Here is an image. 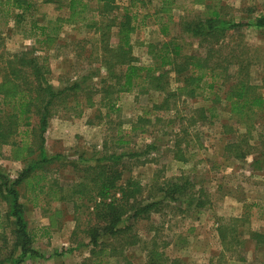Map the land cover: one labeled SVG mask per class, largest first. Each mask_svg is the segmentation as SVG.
<instances>
[{
	"label": "rangeland",
	"instance_id": "obj_1",
	"mask_svg": "<svg viewBox=\"0 0 264 264\" xmlns=\"http://www.w3.org/2000/svg\"><path fill=\"white\" fill-rule=\"evenodd\" d=\"M27 1L32 11L17 22L14 17L17 11L9 10L11 13L7 14L0 0V66L6 54L27 53L48 69L45 79L50 85L63 88L78 82L82 91L77 93L79 108L71 106L72 110L55 113L48 122L44 148L48 157L58 159L47 165V181L39 185L46 184L49 197L41 195L43 200L36 207L20 199L28 229L34 236L32 248L38 255L27 256L22 264H81L88 257L84 230L96 224L92 211L98 200H89L93 192L89 194L88 190L83 195H75L73 202L69 199L78 184L89 188L83 180L82 168L96 165L106 154H125L118 185L135 179L149 188L154 180L162 183L181 177L189 179L193 185L188 193L196 198L201 190L205 195L208 204L203 209L194 207V203L189 206L181 198L178 202H167L168 207L161 213L151 214L147 221L135 223L134 229L142 240L151 239L159 227L157 243H167L163 253L169 260L179 264H264V147L260 141H253L256 137L251 129L254 121L238 125L235 117L219 111L220 119L212 124L197 122L196 109L210 106V101L201 95L195 99L176 98L174 109L145 116L146 109L162 100L161 95L147 90L146 85L143 91L137 88L120 94L116 100L117 111L107 115V110L99 106L102 95L97 91L113 82L102 84L108 75L97 64L102 55L98 49L99 34L85 25L68 24V0ZM130 2L117 0L119 11L115 13L119 18L121 8ZM160 2L153 0L152 5L159 6ZM194 3H198L197 0H177L171 5L168 15L172 24L165 37L153 24V17H147L145 22L149 24L130 37V54L138 65L152 62L148 44L163 43L171 37L183 42L184 53L196 49L197 41L178 31L182 20L205 16V7ZM205 3H217L226 20L232 18L240 24H246L258 13L264 14V0H206ZM36 27L46 28L47 34L56 28L59 30L44 43ZM115 33L114 30L110 35V45L117 41ZM224 45L221 54L231 53L245 60V74L254 84L264 78V39L259 31L238 26L225 37ZM121 70L116 69V73ZM168 81L170 89L177 86L172 75ZM156 117L159 122L155 121ZM31 122L35 126L37 120L32 117ZM222 125L232 130L226 133ZM133 127L139 129L132 131ZM239 135H246L249 154L236 160L229 157L224 148L237 143ZM119 137L128 143L125 146L116 144ZM14 142L15 147L0 148V173L10 180L35 158V155L27 157L17 148L21 146L19 134ZM58 189L63 190L60 196ZM63 195L65 199L61 201ZM4 212L5 204L0 201L2 221ZM11 221H8L9 229L13 227ZM129 222L126 217L118 226ZM221 222L231 224L236 234L233 247L225 251L216 234ZM252 232L260 235L258 242L262 246L251 239ZM236 243L241 244L237 246ZM124 255L131 264H144L140 246H131ZM121 262L117 259L115 264Z\"/></svg>",
	"mask_w": 264,
	"mask_h": 264
},
{
	"label": "trees",
	"instance_id": "obj_2",
	"mask_svg": "<svg viewBox=\"0 0 264 264\" xmlns=\"http://www.w3.org/2000/svg\"><path fill=\"white\" fill-rule=\"evenodd\" d=\"M2 1L1 7L7 14L11 13L10 11L12 13L17 11V14L14 13L17 22L22 20L25 13L32 11L31 3L27 0ZM152 1L131 0L128 5L121 8L122 15L119 18L115 13V10L119 11L117 0H68L66 5L69 14L68 24L85 25L99 34L98 49L102 55L97 64L108 75L102 84L113 82L98 89V94L102 95L99 106L105 108L107 115H110L117 111L116 100L120 94L137 88L143 91L144 85L147 86V90L149 88L162 96L159 104H152L145 110V116L174 109L173 102L176 98L195 99L201 95L210 101V106L196 109L197 122L208 121L212 124L220 119L219 111L235 117L238 125L254 121L251 129L254 130L256 137L253 141H260L258 143L264 147V78L258 83H262V86L254 84L248 78L249 75L245 74V60L231 53L223 56L220 52L225 46V37L238 26L252 27L259 31L264 39V14L258 13L246 24H240L234 22L232 18L226 20L217 3L197 0L198 3L194 4L205 7V16L182 20L178 24L181 35L197 41L196 49L184 53L183 42L171 37L163 43L148 44L152 62L148 65H138L137 60L130 54L131 35L149 24L145 21L151 16L153 24L159 28L160 35L168 36L172 24L168 13L171 5L177 2L161 0L159 6H153ZM90 2H94L95 7ZM36 29L44 43L52 39L50 38L52 35H57L59 30L56 28L47 34L44 27ZM114 30L117 41L110 45L109 38ZM1 61L3 65L0 66V148L15 147L14 138L19 134L21 146L17 148L20 152L25 153L27 157L35 155L14 179L10 180L0 173V201L5 204L3 221L0 219L2 240L0 264H22L27 256L38 255L32 248L34 236L28 229L24 217V204L20 199L36 207L43 200L41 195L49 197V188L45 187L46 184H39L47 181L45 175L47 165L58 158L47 156L44 148L45 132L49 120L55 113L72 110L71 106L74 109L80 107L77 93L82 91V86L75 82L63 88L53 87L45 79L48 69L40 65L36 58L28 57L27 53L6 54ZM116 69L122 70L117 74ZM171 75L177 83L174 89L169 88L168 80ZM83 80L86 81L85 78ZM79 115L80 113L77 116ZM32 117L37 120L35 126H32ZM155 121L159 122V117H156ZM221 127L226 133L232 130L225 125ZM138 129L133 127L131 130ZM237 138H239L237 143L227 144L224 150L229 157L239 160L249 154L247 150L249 148L246 135H239ZM127 143L123 137L116 141V144L123 146ZM123 157L125 154H106L97 160L96 165H85L82 168L83 180L89 188L84 184H78L71 191L69 200L72 202L75 195H83L86 190L89 194L93 192L89 200H98L92 211L97 220L96 224L84 230L89 250L88 257L81 264H115L117 259L123 263L116 264H131L124 255L131 246L141 247L144 252V264H179L176 260H169L163 253L167 243H157L159 227L155 229L156 234L151 239L142 240L136 233L134 225L139 221H147L151 214L161 213L168 207L167 202H178L181 198L187 205L191 206L194 203V207L203 209L208 204L205 195L201 194V190L197 191L196 198L188 193L193 185L189 179L181 177L175 181L162 183L154 180L149 188L135 179L118 185L123 175L120 169ZM175 158L180 159L177 156ZM21 190L24 191L22 195ZM62 191L58 189V196ZM64 199L65 195L60 197L61 201ZM126 217L130 222L119 227ZM10 219L13 226L11 229L8 227ZM234 233L235 229L229 223L221 222L216 227V234L224 251L233 247L236 238ZM250 237L257 242L256 244L260 243L258 239L261 237L255 232L250 233ZM240 244L236 243L237 246Z\"/></svg>",
	"mask_w": 264,
	"mask_h": 264
}]
</instances>
